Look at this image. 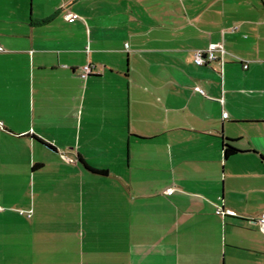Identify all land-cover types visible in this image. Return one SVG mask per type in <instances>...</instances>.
<instances>
[{"label": "crops", "instance_id": "0c3cea01", "mask_svg": "<svg viewBox=\"0 0 264 264\" xmlns=\"http://www.w3.org/2000/svg\"><path fill=\"white\" fill-rule=\"evenodd\" d=\"M0 204V264H264V0H0Z\"/></svg>", "mask_w": 264, "mask_h": 264}, {"label": "built area", "instance_id": "2783aa9c", "mask_svg": "<svg viewBox=\"0 0 264 264\" xmlns=\"http://www.w3.org/2000/svg\"><path fill=\"white\" fill-rule=\"evenodd\" d=\"M64 16L67 20H73L75 18H82L81 15H79L77 12L69 8L64 11ZM125 45H127V42H125ZM225 52H226V48L221 40H212V41H209L206 46L197 47L193 50V60L199 64H203L211 60H219L220 63H222L224 61ZM242 65L246 66L247 62L244 61ZM90 70H91V64L89 62H86L80 67L73 69L72 72L75 75L85 77L90 72ZM197 88L200 89V87L198 86ZM225 114H226L225 111H223V116H225ZM60 155L67 160L73 159L64 152H61ZM172 189H173V186H167L165 187L164 191L170 192ZM3 208L4 206L0 204V209H3ZM220 208L221 206L218 207L219 210ZM221 211L223 212L224 210L221 209ZM27 213L31 214V210H28ZM258 223H259V228L264 231V211H262L259 214Z\"/></svg>", "mask_w": 264, "mask_h": 264}, {"label": "trees", "instance_id": "16d2710c", "mask_svg": "<svg viewBox=\"0 0 264 264\" xmlns=\"http://www.w3.org/2000/svg\"><path fill=\"white\" fill-rule=\"evenodd\" d=\"M223 148V153L224 155L228 156L230 154L236 153L237 151H239V148L236 147L235 145L228 143V142H223L222 145ZM98 172H102L104 171L103 169H97Z\"/></svg>", "mask_w": 264, "mask_h": 264}]
</instances>
